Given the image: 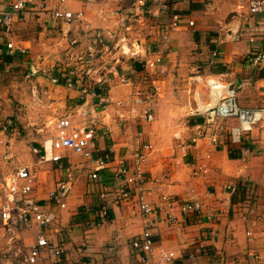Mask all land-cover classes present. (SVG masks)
<instances>
[{
	"label": "crops",
	"instance_id": "obj_1",
	"mask_svg": "<svg viewBox=\"0 0 264 264\" xmlns=\"http://www.w3.org/2000/svg\"><path fill=\"white\" fill-rule=\"evenodd\" d=\"M57 1L50 0V7L55 6ZM171 1L178 2L176 7L179 10L191 12V18L195 19L196 24L173 30L166 45L160 44L157 27L162 23V13L157 17L144 18L131 15L139 24L133 28L134 25L130 23L127 27L130 29L126 30L128 32L115 35L117 21L123 22L126 15L123 9L120 12H109L106 4L112 3L115 9L118 8L115 4L123 2L127 7L130 0L73 1L68 6L76 11L83 10L85 18L71 24L59 22L46 12H27L15 21V37L17 32L25 34L24 29L29 25L39 24L42 31V27L45 28L41 35H31V39L20 40L19 43L32 47L33 53L37 50L35 60L40 56L45 59V54L67 51L70 43L78 36L76 27L80 24L85 30L86 27H99L103 31H110L114 33L112 40L129 35L143 49L142 54L148 48L163 51L166 69L164 75L157 76L158 92L154 104H151L155 116L152 121L145 118L143 107L135 114L129 105L120 103L131 99L136 88L121 85L118 81L112 84L107 94L110 103L103 117L105 125L96 141L98 154L104 155L109 164L97 179L91 177L93 162L75 152L64 153L63 167L52 161H46L49 163L43 165L36 162L37 156H26L23 153L13 157V138L0 127V139L4 143L0 144V181L18 166H30L33 171L36 166L42 174L38 178V172L36 175L34 171L36 183L33 196L46 202L50 191L55 189L68 171H75L78 175L67 207L60 209L56 205L49 206V210L58 212L57 222L49 228L35 223L21 233L26 249L36 242L40 233H45L51 242L64 250L63 264H146L131 245L132 239L143 231L144 218L135 198L124 200L119 196L117 190L123 181L116 174L123 162L132 163L136 150L144 144H151L152 149L147 153L144 164L147 184L153 189L150 200L160 203V197L169 194L179 199L194 197L202 204L201 211L189 214H184L176 206L171 212L173 221H169L163 212V219L155 230L157 251L161 248L175 251L174 264H264V122L245 135L243 145L232 144L227 137H223L217 144H211L208 138H203L197 146L187 151H180L177 147L193 136L196 124L204 122L203 116L185 114L187 102L193 96L188 90L192 88L191 77L195 74L229 75L241 87V104H264V73L256 70L254 61V54L261 47L259 18L249 16L251 0ZM158 8L159 5H156L155 10ZM122 25L124 31L125 26ZM3 33L7 35L5 30ZM45 33H48V38L44 37ZM8 37L11 38L7 35L5 41ZM188 53L196 56L206 54V60L196 62L195 56L191 58ZM7 58L10 59L5 57L6 65L15 57ZM126 59L121 58L119 63L115 59L106 66L113 67L121 75H130L134 69H140V66H135L133 59ZM102 66L101 75L106 76L107 71ZM31 82L32 88L37 87L35 81ZM192 89H195L194 85ZM53 90V93L49 90V94L58 100L52 102V105L56 102L62 105L59 115L65 111L67 104L77 102L80 96L78 88L68 87L65 82H60ZM204 90L201 86L198 88L200 100L207 99ZM57 91L62 95L57 97ZM0 101L4 106V102ZM30 107L28 110L31 116L28 117L34 118L33 108ZM57 116L44 120V124L36 128L37 134L49 128L51 134L44 138L52 136L53 131L48 125ZM17 120L22 126L26 118L19 113ZM223 124L227 130L234 122ZM160 126L162 130L158 131ZM44 138L41 145L36 144L34 147L36 153L41 155ZM244 145L254 151L243 155ZM202 164L209 169L208 174L195 176L194 169ZM244 179L248 180L247 186L241 183ZM228 183L237 184L238 190L235 193L227 190L225 186ZM1 188L0 182V197ZM105 191L108 195L102 196ZM104 206L109 208L108 217L99 226H93L92 221L100 217ZM248 230L253 232L251 239ZM0 232V264H3L6 251L13 244L8 243L9 237L5 236L1 218ZM41 264H49V260L44 259Z\"/></svg>",
	"mask_w": 264,
	"mask_h": 264
},
{
	"label": "built area",
	"instance_id": "obj_2",
	"mask_svg": "<svg viewBox=\"0 0 264 264\" xmlns=\"http://www.w3.org/2000/svg\"><path fill=\"white\" fill-rule=\"evenodd\" d=\"M76 0H58L57 4L50 7V0H0V27L11 34L17 18L27 12L49 13L55 20L71 24L84 20L85 12L71 9L68 4ZM192 1V0H190ZM156 5L159 8L155 10ZM131 8L128 14L137 16H160V13H168L167 23H159L160 44L166 45L169 42L170 33L181 26H194L196 21L191 18V12L182 13L171 11L166 0H130ZM249 16L258 17L261 24V47L255 52V68L258 72L264 73V0H251L249 4ZM246 19L247 16H243ZM110 31L93 30L91 39L81 56L75 54L77 40L74 39L66 51L63 66L67 73L48 75L54 83L65 82L68 87H75L80 90L77 102L69 103L65 106V111L55 117L48 125L53 131V135L44 138L41 159L52 161L63 167L64 153L75 152L89 158L94 164V171L91 173L93 179H97L100 172L107 168L109 161L104 155L97 152L96 141L100 130L104 127V112L109 106L107 94L111 91V86L115 81L121 85H129L136 88L131 99L126 100L125 105H129L131 110L138 114L139 108H144V116L147 120L154 119L152 105L155 95L158 92L157 76L164 75L165 54L159 49H144L142 54L140 45L132 42L129 45V36H120L117 39L115 49L123 54L131 53V59L135 66H140L138 70L130 75H121L114 71L113 67H107L106 76L101 75L103 63L98 64L99 52L110 51L108 41L113 38ZM114 47V46H113ZM30 50L22 46L12 37L5 43H0V59L5 56H28ZM77 58L81 59L88 66L85 72L79 74L74 66L78 63ZM40 60L43 57L40 56ZM121 57L117 58L116 63L120 62ZM54 64V68L57 67ZM41 68V67H40ZM44 69V68H43ZM60 69V68H59ZM116 70V69H115ZM36 70H33L35 73ZM137 76H133L136 75ZM100 75V77H98ZM192 88L188 90L190 96L185 114L187 116H203L204 122L195 125L196 130L189 140L181 142L178 149L187 151L197 146L203 138H208L211 144H217L223 137H227L232 144L243 145L246 134L251 133L258 124L264 122V104L259 106H245L239 100V84L237 81L225 74H195L191 77ZM206 87L207 99L200 100L201 93L199 87ZM35 93V91H34ZM204 94V93H203ZM155 102V101H154ZM152 104V105H151ZM2 103L0 101V127L6 132L11 125L1 124ZM234 122L227 130L223 123ZM229 135V137L227 136ZM254 141V140H253ZM0 144L3 139H0ZM152 149L151 144H144L136 150L132 163H122L117 171V178L123 181L117 190L122 199L129 200L135 198L141 215L144 218L143 231L135 236L132 247L140 254L141 261L146 264H174L176 252L161 248L157 251L155 230L158 223L165 216L169 221L174 220L172 210L178 206L184 214L198 212L202 210V204L192 197L190 199H179L163 194L160 203L150 200L153 189L148 185V177L144 169L147 160V153ZM253 149L243 146L242 153L250 154ZM209 169L200 165L194 169L195 176L208 174ZM36 175L33 169L27 165L15 168L10 174L5 176L2 183V196L0 197V218L4 222L6 236L9 242L15 247H10L6 251L3 264H41L44 259L49 260V264H63L62 255L64 250L57 244L51 242L45 233H40L36 242L28 249L24 245L21 233L32 227L35 223L49 228L59 219L57 211L49 210L50 205H56L64 209L68 205V199L74 189L78 175L68 171V173L57 183L55 189L50 191L46 202H41L35 196ZM242 185H248V180H241ZM226 189L232 193L238 190V185L228 183ZM103 192L102 196H107ZM109 215V208L104 206L100 212V217L92 221L93 226H99ZM249 239L253 232L248 230ZM17 243V244H15Z\"/></svg>",
	"mask_w": 264,
	"mask_h": 264
},
{
	"label": "rangeland",
	"instance_id": "obj_3",
	"mask_svg": "<svg viewBox=\"0 0 264 264\" xmlns=\"http://www.w3.org/2000/svg\"><path fill=\"white\" fill-rule=\"evenodd\" d=\"M166 3H168L171 11L173 12L179 11V12L185 13L184 10L181 11L176 7V5L178 4L177 1L173 2L171 0H166ZM115 6H117L119 9L118 8L113 9L112 3L109 5L106 4V7L110 11L107 8H105V10L112 13V12H120V10L122 11L123 9L125 12L124 14L126 15V17L123 18V22L121 20L117 21V26H115V35H119L118 33L122 34L126 30H129L130 28L128 29L127 27L130 26V23L134 25L133 28L136 27L135 24H139V22L133 19V16H131L132 14L127 15V13L129 12L127 10L128 8L129 9L131 8L130 6L127 5L128 7L127 8L126 5L123 4V2L117 3L115 4ZM29 13H33V12H29ZM162 14H164L163 17L161 18L163 20H160V21H162V23L165 24L168 22V19H167L168 13H162ZM35 23L31 22V24H35ZM121 23H123L122 26H125L124 31L122 30ZM13 28L9 36L15 39H18L19 41L16 40L18 44L21 43L20 40L23 41L26 39H31L33 37V36L30 37L31 35L38 36L44 33L45 31V28L43 27H42L43 31L40 30L41 26H39V24L29 25L26 29H24L25 34L23 33L20 34L19 32H17L18 35L16 34V37H15V34H13L14 33ZM76 28H77L78 36L77 38H75L77 40V43L75 46L76 48L75 54L86 57L87 55L81 54L86 51L84 49L88 43L85 41L92 38L91 32L93 30H102V29H100L99 27H86L87 29L85 30L80 26V24ZM3 31L4 30L0 29V43L2 44L7 41V40L5 41V38L7 37V35H5ZM44 37L48 38V33H45ZM186 37L187 36H185L184 39H186ZM129 39H130L129 45H131V43L133 42V39L132 38H129ZM117 42H118L117 39L116 40L110 39L108 41V44L110 46V51L108 52L102 51L98 53L99 54V58H97L98 64L103 63V65H107L111 63L112 61H114L115 59H117L118 57L119 58L121 57L122 59L127 58L128 60L131 59V53L123 54L122 51L119 50V47L115 49V45ZM28 49L30 50L29 51L30 53L28 56H25L26 58H23L22 56H16L14 60L8 63L7 65H6L5 57L2 60H0V99L4 102V106L2 107V114L4 117H2L1 119V124L4 125V124H8V122L9 123L11 122L10 127L5 133L7 135L9 134L10 137L13 138V142H14V149L12 151L13 157L20 156L19 153H23L26 156L27 155L37 156L36 162H40L41 164L45 165V164H48L49 162H46V161L42 162L41 157H40L41 153H36V151L34 150V147L37 146L36 144L41 145L43 138L46 135L47 136L50 135L51 131L49 128H46L43 133L41 132L40 134H37L36 128L41 124L43 125L44 120H49L52 116L53 117L57 115L59 116L58 113L62 105H60L59 102H56L55 105H52V102L57 101L58 98L51 96V93L49 94V90H52V93H53L54 91L53 89L57 88L59 83H54L51 80L50 76L48 75V72L50 71L52 74L55 73L59 75L64 72L67 73V71H64V66L62 62V60H64V57L66 55L65 54L66 51H61L59 53L55 52V53H52V55H50L51 53L45 54L46 56L45 59L35 60V57H36L35 55H37V50H36V53L35 52L33 53L31 51L33 50L32 47H28ZM195 53L199 54L200 52H195ZM188 54L191 58L195 56L194 59L196 58L195 59L196 62L206 60V54L205 56L204 55L196 56L195 54L191 55L190 53ZM114 56H116V58H114ZM76 61L78 63L74 66V69L79 74H81L82 72H85L88 69L87 64L83 62L81 59L77 58ZM54 64H57L56 65L57 67L54 68ZM33 70H36V72L33 73ZM31 81H35L34 83L37 84V87L33 86L32 88ZM52 87L54 88L52 89ZM31 88H32V91H31ZM202 89L203 90L205 89L204 90L205 92L207 91L205 86H203ZM240 90H241V87L239 88V91ZM56 93H57V97H59L60 94L62 95L60 91H57ZM32 96L34 97V99L32 98ZM29 106L33 108L32 115H34V118L28 117V116H31L28 110ZM54 110H56V112ZM50 112L54 114L52 115ZM19 113L20 114L22 113V116L26 118V120H23L22 126L19 125V121L17 120ZM16 121H18L17 124L15 123ZM30 121L32 123H30ZM161 130H162V127L160 126L158 131H161ZM164 133L165 132H163V134ZM38 149H40V147ZM33 168H34V171L36 172V175L38 172L37 176L38 178H40L41 177L40 175L42 174L41 169H39L36 166H34ZM74 173L77 174L75 171Z\"/></svg>",
	"mask_w": 264,
	"mask_h": 264
},
{
	"label": "trees",
	"instance_id": "obj_4",
	"mask_svg": "<svg viewBox=\"0 0 264 264\" xmlns=\"http://www.w3.org/2000/svg\"><path fill=\"white\" fill-rule=\"evenodd\" d=\"M195 7V6H194ZM196 8V7H195ZM6 57V59H10V58H7V57H9V56H5ZM236 145H238V144H236Z\"/></svg>",
	"mask_w": 264,
	"mask_h": 264
}]
</instances>
